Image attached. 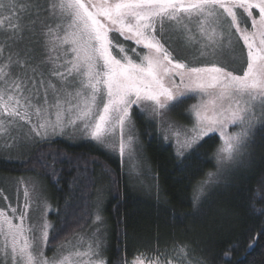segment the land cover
Returning a JSON list of instances; mask_svg holds the SVG:
<instances>
[{
	"label": "snow or ice",
	"instance_id": "snow-or-ice-1",
	"mask_svg": "<svg viewBox=\"0 0 264 264\" xmlns=\"http://www.w3.org/2000/svg\"><path fill=\"white\" fill-rule=\"evenodd\" d=\"M29 8L39 20L44 55L30 68L32 75L14 77L7 71L11 55L0 65V151L20 144H49L66 130L75 131L79 122L82 138L121 158L126 152L131 157L138 146L134 117L139 115L159 123L165 144L170 136L175 138L178 160L187 159L206 137L222 139L218 172L208 174L217 176L216 183L222 173L243 164L257 128H264V0H46L44 7L39 0L24 5L0 0V11L17 21L21 17L16 13ZM190 24L206 38L205 44L197 45L186 35ZM172 33L185 37L186 48L196 49L191 56L176 47ZM233 36L246 48V68L229 71L227 65L218 66L215 50L225 42L231 44ZM206 47L213 51L205 52ZM189 97L198 98L186 109L191 126L171 117ZM20 121L28 131L14 135ZM229 126H238L239 131L229 132ZM28 183L31 197L23 188V203L0 209V264H77L73 257L80 255L94 258L90 264H108L99 229L86 253L64 255L58 250L51 258L45 256V249L54 247L49 243L50 230L54 239L58 229L47 219L39 182ZM32 201L39 203L29 217ZM95 221L104 223L99 212ZM258 239L250 237L247 247ZM122 264H144L143 254ZM195 264L207 262L198 258Z\"/></svg>",
	"mask_w": 264,
	"mask_h": 264
},
{
	"label": "trees",
	"instance_id": "trees-1",
	"mask_svg": "<svg viewBox=\"0 0 264 264\" xmlns=\"http://www.w3.org/2000/svg\"><path fill=\"white\" fill-rule=\"evenodd\" d=\"M39 4L46 6V0ZM33 13L22 9L17 21L0 11L10 25L0 28V65L11 55V74H32L30 68L37 66L27 50L39 44L42 51L39 20ZM43 16L41 12L40 19ZM134 119L155 180L150 188L137 187L121 159L92 141L59 137L17 161L0 159L2 174L40 173L50 188V219L58 229L54 239L51 232L50 243L57 246L59 240L73 238L91 222L99 201L106 239L102 253L108 264H122L136 253L157 264H195L198 258L207 264H264V128H257L243 164L222 173L216 183L217 176L208 174L218 172L220 138L206 137L187 159L178 160L174 145L161 140L156 123L139 115ZM205 180L210 182L200 192ZM254 235L259 239L249 248Z\"/></svg>",
	"mask_w": 264,
	"mask_h": 264
},
{
	"label": "rangeland",
	"instance_id": "rangeland-1",
	"mask_svg": "<svg viewBox=\"0 0 264 264\" xmlns=\"http://www.w3.org/2000/svg\"><path fill=\"white\" fill-rule=\"evenodd\" d=\"M253 15L258 16V10L253 9ZM8 17L10 18L9 15ZM7 26L8 25H6V20L3 18H0V28L8 29L10 25L8 27ZM188 27L191 31L187 33L186 35L191 36L197 45H203L206 43V38L200 36L199 30L195 24H190L188 25ZM172 35L175 38L176 47L181 49L185 55L191 56L196 49L195 48L189 49L185 47V37L179 35L178 33H172ZM130 46L131 45L126 44V47H130ZM39 49H40L39 44L30 46L27 49L28 53H30V57L32 59H36V61H34V64H38L39 60L44 55V54L39 55L40 53H42L41 49L40 50ZM204 50L205 52L213 51L211 48H208V47H206ZM215 58L221 61V63L218 66L224 67L225 65H227L229 71H232L234 68L238 70L242 68H246V48L243 46L242 41H238L235 36H233L231 44H229L228 42H225L223 47L215 50ZM235 74H242V73L240 71H237ZM12 75L15 77L17 75H32V74H12ZM5 79H7V77H5ZM53 82L55 83V81ZM197 99H198L197 97H189L187 100L184 101L182 105L174 109V111L171 113V117L174 120L180 122L181 124H186V125L191 126V119L186 114V109L191 104L196 103ZM31 119H32V123L35 124L36 118L32 117ZM156 125L158 129L161 127L158 122H156ZM18 127H19V131L14 133V135H23L25 132L28 131V126L24 121H20ZM79 128H80V124L79 122H77L75 131H73L72 129H68L66 130L65 134L61 137L69 141H74V142L82 141V140L90 141V140L82 138V134L79 131ZM228 131L238 132L239 127L229 126ZM135 137L138 139V146L136 148L135 153L131 157H129L127 152L125 153L124 157L121 158L117 152L111 151V150H108V151L117 155L121 159L122 163L124 164L125 169L127 170V173H129L130 175L132 182L137 187H139L141 190H143L146 188H150L151 185H153L152 182H154L155 180H154L153 172L151 171L145 159L142 141L139 136L136 124H135ZM2 138H3V130H0V142H2ZM168 141L172 143L173 145H175L174 137L170 136ZM8 144H13V139H9ZM40 144L41 143L20 144L14 147L10 151H0V159L7 158L8 160L17 161L21 159L22 157L29 156V154H31V150L33 148H37V146H39ZM222 146H223V141L221 145L219 146V149ZM216 157H217V154H216ZM228 166L229 165H222L221 167L223 168V167H228ZM39 174L40 173L28 171L24 173V175H20V176L18 175V176L11 177L7 174H2L0 172V209L7 210V206L9 204H11L12 207H17L18 203H23L24 195H23V192L21 191V189L23 188L28 189L29 196L31 197L32 195L31 186L28 182L30 179L36 180L39 182V185L44 190V196L46 198V204H47V209H46L47 219L51 222L50 211L52 210V203H51L52 193L48 185L41 178L42 177L41 174L40 175ZM21 180L24 181L23 184L19 183V181ZM203 185L204 183L201 185V188H203ZM5 197L7 198L6 200L4 199ZM37 203L39 202L38 201L31 202L30 210H29V217H32L34 215V213L31 211V208L35 207ZM97 205H99V208L97 207ZM97 212H99V214L102 216V210H101L99 201L95 202V207L93 209V218L91 222H89V224L86 225L82 230L77 232L73 238H70L68 240L66 239L67 241L59 240L57 246L46 248L45 256L51 258L57 254L58 250L60 253L64 255H67L70 252L71 253L79 252L82 254L86 253L88 251L89 244L95 243L94 238H93V233H97L98 229H99L98 235L100 236L102 240V252L104 253L103 247L106 242V239L104 238L105 234L103 232L104 227H103V224L95 221V215L97 214ZM8 214L11 216L10 212ZM38 214L39 213H35V215H38ZM13 222L16 223L17 221L14 219ZM31 222L32 220L30 219L29 223ZM50 237H51V230H50ZM49 243H50V239H49ZM103 253L102 255L104 257ZM0 259H2V255H0ZM92 259L94 258L89 257L88 255H80V256L73 257V260L77 262V264H90V261ZM148 263L157 264L158 262H150L144 259V264H148Z\"/></svg>",
	"mask_w": 264,
	"mask_h": 264
}]
</instances>
